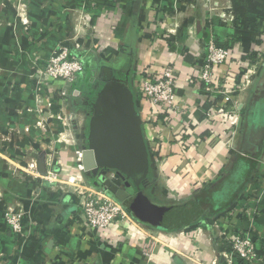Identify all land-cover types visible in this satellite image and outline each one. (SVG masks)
Returning <instances> with one entry per match:
<instances>
[{"label":"crops","instance_id":"0c3cea01","mask_svg":"<svg viewBox=\"0 0 264 264\" xmlns=\"http://www.w3.org/2000/svg\"><path fill=\"white\" fill-rule=\"evenodd\" d=\"M221 13L228 14V20ZM211 36L232 49L228 62L215 70V86L235 90L242 112L257 94L264 105V0H97L94 8L86 0H0V264H218L223 260L216 257L212 240L218 231L206 227L205 221L169 230L135 217L142 224L140 230L115 222L105 232H97L84 223L73 188L36 180L22 171L32 156L39 159L46 152L47 169L53 159V170L61 180L75 177L98 189L79 157L83 158L86 145L90 103L103 82L100 71L106 68L130 73L137 93L138 78L147 71L172 67L176 72L180 110L176 120H164L143 102L139 108L155 155L153 187L158 185L165 197L156 203L159 197L149 190L155 204L170 208L171 203L186 201L198 189L220 181L236 156L248 157L255 148L253 155L260 154L264 132L261 142H249L250 150L241 146L238 133L229 148L209 137L213 130L207 112L217 110L223 100L194 74L208 54ZM77 38L80 49L74 48ZM62 43L83 58L85 70L72 84L52 80L47 87L52 104L43 106L40 114L35 110L37 70ZM214 124L218 134L233 130L229 121ZM257 166V174L262 171L264 176V165ZM18 202H24L28 212L29 235L22 247L1 216ZM256 228L262 241L254 264H264V202ZM145 245L149 256L143 252ZM221 250L229 247L223 245Z\"/></svg>","mask_w":264,"mask_h":264},{"label":"built area","instance_id":"2783aa9c","mask_svg":"<svg viewBox=\"0 0 264 264\" xmlns=\"http://www.w3.org/2000/svg\"><path fill=\"white\" fill-rule=\"evenodd\" d=\"M86 1L87 5L91 8H94L97 3V0ZM221 15L224 20H228V14L221 13ZM86 18L88 19L87 14L84 15L85 22ZM188 31L193 33L194 27L190 26ZM74 45L76 49L81 48L79 38L76 39ZM231 55L232 49L230 47L222 45L214 36H211L208 54L202 65L195 71L194 77L201 83H204L208 91L222 97L223 105L217 110H209L207 118L215 119L216 117L224 116L230 122L233 128V135L230 136V139H232L230 143L232 145L237 134L236 128L240 122L241 104L234 98V91L230 92L220 86H215L214 82L216 68L228 62ZM84 70L85 64L83 58L75 53L72 47L63 43L60 44L57 51L48 58L44 67L37 70L40 79L35 86L36 112L41 114L44 112L43 106H51L52 102L47 96V87L52 80H63L67 84H72L76 82ZM177 80L174 68L167 67L161 72L147 71L145 75L138 79L137 83L141 102L151 107L156 114L164 115V120L167 121L170 119L176 120L175 117L180 113L175 92ZM240 90L242 88H238V91ZM29 110L31 112L33 109L30 108ZM70 118H73L72 115H70ZM37 124L43 126L42 122L38 121ZM35 153L38 154L37 151ZM79 160H82L81 156ZM53 161L52 159L48 162V167L52 168V170L48 168L45 176L40 174L38 159L33 156L28 160L22 171L27 176L36 180L45 181L50 184L61 183L73 188V191L79 196L81 201L84 212V223L94 231L105 232L115 222H122L125 227L131 225L139 230L142 229V224L129 213L124 203L118 201L103 189L88 186L84 181H80L75 177H69L64 181L61 180L59 173L53 170ZM27 214V207L24 202L8 206L1 214L7 228L11 230L16 243L20 247L28 240L29 234L27 233L25 224ZM245 237L233 234L231 242H229L231 243V250L241 259L249 260L255 257L257 260L255 249L251 245L253 239ZM143 252L146 256L150 255L147 245L144 246Z\"/></svg>","mask_w":264,"mask_h":264},{"label":"water","instance_id":"95a60500","mask_svg":"<svg viewBox=\"0 0 264 264\" xmlns=\"http://www.w3.org/2000/svg\"><path fill=\"white\" fill-rule=\"evenodd\" d=\"M103 82L90 103L89 120L85 136L82 164L86 175L102 181H94L118 201L124 203L129 196L126 190L114 182V174L130 181L136 190L135 200L126 205L142 222L159 229L173 210L155 204L143 189L152 186L151 174L156 175L154 156L149 148L143 120L136 102L130 73H116L105 69ZM46 152L38 159L39 172L47 174ZM129 182L128 186L131 185ZM169 221V220H168Z\"/></svg>","mask_w":264,"mask_h":264},{"label":"rangeland","instance_id":"374dc122","mask_svg":"<svg viewBox=\"0 0 264 264\" xmlns=\"http://www.w3.org/2000/svg\"><path fill=\"white\" fill-rule=\"evenodd\" d=\"M86 13H89V11ZM103 74L105 75L104 70H103ZM229 91L232 92L235 90L229 89ZM258 108L260 107H257V109ZM220 118L222 120H220ZM256 118H258L257 113H256ZM207 120L210 121L209 123L210 130H213L209 136L211 137L210 139H212V137H216L218 138L219 143L226 144L228 148L231 147L230 142L232 141V139H230V136L233 135V132H232L233 130L232 129L226 130V131H223L222 134H218L217 129H216L217 126L216 124H214V123L219 122L220 124L226 125L228 121L225 119V117L224 116L216 117L215 119L207 118ZM227 128H229V125ZM262 145H263V148H262V152L259 157V160H258V165H261V164L264 165V138L262 139ZM259 168L260 166H256L255 172H253V174L251 175V178L248 184L245 186L244 190L241 192L237 200L233 202L232 206L227 211V214L225 216L223 214H218L214 216L210 221L211 223L209 222L208 226L206 225V227L211 226L210 228H212L213 231L215 230L218 231V234L216 236H212V240L215 243L214 251H215L216 257L218 259H220V257H223V260L221 262L218 260V264L220 263L221 264H235L234 262L235 259H237L239 262H241L240 260H243V262H241L240 264H246V263L254 264V261L256 260L255 257L249 260L241 259L237 257L236 253H234L233 250H231V245H230L231 243L229 242H231V237L233 236V234H238V235H241L244 237L246 236V237L253 239L251 245L255 249L256 258L257 259L259 258L257 246L259 242L262 241V238H261L259 231L256 228V219H257L258 214H260V208L262 206V202H264V176L262 174V171H260V174H257V171L260 170ZM152 186L154 185L152 184ZM157 187L158 185L153 187L154 189L152 188L151 190L154 191V193L156 194L155 195L156 197L157 196L159 197L158 200L154 199L156 200V203H160L162 200H165V197L160 195ZM228 188H229V184L225 185L224 189L222 190L223 194L224 192L228 190ZM98 189H101V187H99ZM216 194L219 196V193H216ZM230 230H233L232 231L233 233H231ZM223 245H227L229 247V250L228 251L226 250V252L222 251L221 247Z\"/></svg>","mask_w":264,"mask_h":264},{"label":"trees","instance_id":"16d2710c","mask_svg":"<svg viewBox=\"0 0 264 264\" xmlns=\"http://www.w3.org/2000/svg\"><path fill=\"white\" fill-rule=\"evenodd\" d=\"M100 75L101 80L104 76L102 69L100 71ZM134 91L136 94V102L139 109L141 107V97L135 89ZM249 154L250 155L248 157L242 156L241 154L236 156L232 163H230V166L226 168V171L223 173L221 180L217 183L206 185L203 188L198 189L196 192H194L193 196L186 201L171 203L170 208L173 210L174 216L171 218L172 224L169 225L168 229H182L183 227L190 225L191 223L199 221H205L209 223L211 219L218 214H223L225 216L227 214V211L232 206L233 202L237 200L241 192L244 190L245 186L248 184L251 175L256 169L259 157L261 155V153L253 155L252 152H249ZM252 157H256L258 159H252ZM242 161L243 164H241ZM230 177H232V179L230 180V189L228 188V190L223 194L221 190L223 181L225 179H229ZM150 179L152 181V184L154 185L153 182L155 179L152 174L150 176ZM216 193H219V196ZM215 195H217L218 198ZM127 210L132 216H134L132 211H130L128 208ZM240 261L243 262V260Z\"/></svg>","mask_w":264,"mask_h":264},{"label":"flooded vegetation","instance_id":"af4514ba","mask_svg":"<svg viewBox=\"0 0 264 264\" xmlns=\"http://www.w3.org/2000/svg\"><path fill=\"white\" fill-rule=\"evenodd\" d=\"M261 97L262 96L260 94L255 95L253 97V99L250 102H248V104H247L248 106L244 112H242L243 103L241 104L240 122H239V125L237 126L236 129H237V133L240 134L239 140H241V146L247 150H250V149H248L249 142H251V141H254L257 143L261 142L260 139H262V134L264 132L263 131L264 130V128H263L264 127V123H263L264 120H262V118L264 116V105H263ZM257 107H260L261 109L260 108L257 109ZM256 113L258 114V118H256ZM239 126H241V128H242V130L240 129V131H238ZM237 135H236V137H237ZM261 144H262V142H261ZM255 151H257L256 148L251 150L252 153H255ZM241 164H243V161ZM112 173L114 174V179H113L114 182H116V184L119 187L123 188V190H126V192H128V194H129V196L125 197L124 205L125 206L130 205L135 200V197L137 194L135 188L133 187V185L131 184L130 181L123 179V177H121L120 175H117L116 172H112ZM92 179L94 181L99 182L102 185V181L98 180L95 177H93ZM231 179H232V177H230L229 179H225L223 181V185H222L221 190H223L225 185H228V184H229V189H230V186H231L230 180ZM128 182L131 184L130 186L127 185ZM149 190L143 189L144 194H146L148 197H150L148 194ZM172 217L167 215L165 219H161L164 222L163 227H169V225L172 224V221H171Z\"/></svg>","mask_w":264,"mask_h":264}]
</instances>
